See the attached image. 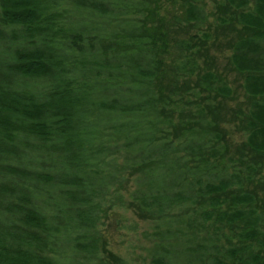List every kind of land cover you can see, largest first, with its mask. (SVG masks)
Returning a JSON list of instances; mask_svg holds the SVG:
<instances>
[{"label":"rangeland","instance_id":"obj_1","mask_svg":"<svg viewBox=\"0 0 264 264\" xmlns=\"http://www.w3.org/2000/svg\"><path fill=\"white\" fill-rule=\"evenodd\" d=\"M91 1L50 0L49 5L59 25L90 28L98 33L96 42L104 38V43L111 42L115 49L120 47L113 42L128 34L126 28H130L131 24L137 25L135 35L143 31L167 40V51L159 56L158 68L154 69L155 78L151 81L143 78L128 80L134 92L139 88L145 92L148 90L161 103L157 135L159 133V141H164L169 147L165 164L179 174L186 166H189L188 170L195 166L193 149L199 151L198 147H201L204 152L220 153L217 166L230 176L223 177L230 182L227 196L238 192L252 193L255 202L249 206L264 215V155L254 153L246 144L247 119L253 98L243 87L245 74L235 68L231 59L234 43L245 35V31L235 21L228 1L133 0L135 8L130 9V5L124 6L130 0H119L124 9L118 7V0H96L103 5L102 14L92 10ZM22 30L21 25L5 22L0 9V67L6 61L7 65L2 64V67L10 71L5 77L0 72V85L6 82L9 87L44 95L48 90L44 81L12 72L9 55L28 45L20 36ZM180 41H186L193 47L189 50L182 48ZM137 59L139 63L144 62L143 57ZM77 67L79 81L92 74L83 72V66ZM72 68L73 65H70L69 71ZM210 74L218 78L217 85H227L226 93L202 88L203 77ZM101 76L108 75L101 73ZM100 82L104 87L106 83ZM89 109L79 116L78 125L103 141L106 158L112 159L114 168L111 169L116 172L110 187L101 190L99 186L88 187L81 183H62L60 186L55 177L63 171L54 165L56 161L50 156L54 154L47 151L41 141L30 136L25 141L16 136L4 140L1 133L0 141H6L7 149H11L13 154L0 153V225L8 227L12 224L14 218L6 212L5 206L27 196L25 187H29L33 206L53 221L58 220L57 225L65 224L54 206L57 199L68 197L74 202V198L81 203L74 202L78 210L83 209L85 214H89L87 223L82 222L78 231L53 237L56 251H47L45 255L48 259L55 256L60 264H116L115 256L122 258L123 264H154L155 257L170 264H241L238 259L229 257L225 249L243 245L235 236L242 227L220 223L215 217H205L206 213H213L214 210L205 205L207 200L199 197L198 201L194 192L186 188L185 184L193 182L187 172L172 188L174 197L180 201H174L162 214L139 207H152V202L148 201V206L142 202L147 186L139 171L140 163H134L139 156L127 150L126 136H121L112 128L118 123L122 126L126 122L130 124L132 120L127 121V116L120 113L111 114V111L92 106ZM150 118L153 121L157 118L152 111ZM204 118L212 124L210 129L215 134L213 143H208V138L201 140L190 136L191 128L202 129L201 124L204 123L200 121ZM175 161L178 162L176 166ZM102 170L107 173L110 166L104 164ZM161 171L164 175L165 169ZM36 174H43L48 179L54 177V181L45 184L49 180L44 179L42 184L40 179L35 178L38 186L35 182L31 186L30 182L26 183L29 176ZM200 179L202 182H218L215 174L214 177L202 176ZM164 180L168 182L169 178ZM61 188L65 191L62 192ZM94 188L97 190L89 191ZM198 207H201L200 212L196 214ZM13 226L15 230L12 231L21 232L16 225ZM259 228L264 230L263 225ZM28 230L36 231L34 228ZM70 240L74 242L75 249L68 247ZM56 243L61 245L60 248ZM189 247L200 248V251L195 252Z\"/></svg>","mask_w":264,"mask_h":264},{"label":"trees","instance_id":"obj_2","mask_svg":"<svg viewBox=\"0 0 264 264\" xmlns=\"http://www.w3.org/2000/svg\"><path fill=\"white\" fill-rule=\"evenodd\" d=\"M49 1L0 0L3 20L21 25L23 30L20 36L28 42V45L9 55L12 72L41 79L48 89L44 95H37L31 91L9 87L6 82H3L5 85H0V134L4 135V140L16 136L25 141L30 136L41 141L44 148L54 154L50 155L56 161L54 165L63 171L55 177L60 186L62 183H81L107 190L116 175L111 169L114 168L112 159L106 158L103 141L82 129L84 127L78 125V120L81 114L90 110V106L111 111V114L125 115L126 120L132 122L123 123L124 126L118 123L112 128L121 136H126L127 150L139 156L134 163H140L139 171L142 172L143 183L147 186L142 202L145 206H148V201L152 202V207H148L150 209L139 207L144 211L162 214L174 201H180L181 199L174 197L172 188L187 172L193 182L191 181V185L185 184L186 188L194 192L195 199L202 197L207 200L205 205H210L214 210L213 213L209 212L212 215L206 213L205 217H215L220 223L242 227L235 236L243 245L226 248L225 253L238 259L241 264H264V230L259 228L264 226V215L249 206L255 202L253 194L238 192L231 197L227 196L230 182L223 177H228L229 173L219 170L217 166L220 153L204 152L201 147H198L199 151L193 149L196 158L193 169L188 170L189 166H186V169L175 174L174 168L165 164L169 147L165 146L164 141H159V133L157 135L160 124L158 108L161 103L148 90L145 92L139 88V91L134 92L132 84L128 83L129 79L143 78L151 81L155 78L154 69L158 68L159 56L167 51V40L149 32L142 33L143 31L135 35L137 25L131 24L128 26L130 28H126L130 35H123L122 39L117 38L113 42L120 47L115 49L111 42L104 43V38H99L100 41L96 42L98 33L90 28L59 25L54 17L56 15L51 12ZM227 1L233 10L235 21L245 31V35L234 43L231 59L235 68L245 74L243 87L253 98L247 119L246 144L254 153L264 155V0ZM117 2L120 5L118 7H123L119 0ZM89 5L93 11L102 14L101 3L93 0ZM129 5L130 9L135 8L133 0L124 6ZM36 38V43L32 44ZM179 44L188 50L193 47L186 41H180ZM138 57H143L144 62H137ZM2 64H6V61ZM2 64L0 72L5 77L10 71L4 70ZM70 65H73L71 71ZM76 65L83 66L86 74H92L86 77L82 72L84 79L79 81ZM101 73L108 76L102 77ZM100 81L106 83L104 87L100 85ZM218 82V78L210 74L203 77L201 86L207 91L226 93L227 85H217ZM151 111L156 115V121L150 118ZM115 119H112L114 123ZM200 122L204 123L201 124L202 129L191 128L190 136L201 140L208 138V143H213L215 134L210 129L212 124L206 118ZM7 148L6 141H0V153L12 155L11 149ZM177 163L175 161L174 165ZM104 164L110 166L107 173L102 170ZM161 169H165L164 175ZM214 174L217 183L210 180L202 182L200 179L202 176L214 177ZM165 176L169 178L168 182H165ZM35 178L40 179L42 184L44 179L49 180L45 184L54 181V177L48 179L43 174H36L29 176L26 183L30 182L31 186L35 182L38 186ZM61 189L62 192L65 191ZM96 190L94 188L89 191ZM25 191L28 197L23 196L17 202L5 206L6 212L14 219L8 227L0 225V264H60L55 256L48 259L45 255L47 251H56L53 237L56 238L60 233L71 235L78 231L82 222L87 223L89 214H85L83 209L78 210L74 202H80L73 197L74 202L68 197L57 199L54 206L65 222L57 225L58 220L53 221L33 206L31 189L25 187ZM200 208L196 209V214L200 212ZM13 224L21 232L12 231L15 230ZM29 228L36 231L31 232ZM60 246L57 245V248ZM68 247L75 249L72 240ZM199 249L190 248L195 252L200 251ZM113 258L116 264L124 262L120 257ZM153 261L154 264H170L157 257Z\"/></svg>","mask_w":264,"mask_h":264}]
</instances>
